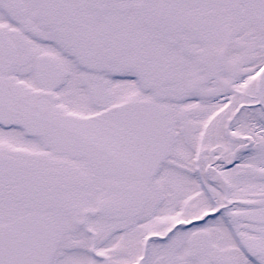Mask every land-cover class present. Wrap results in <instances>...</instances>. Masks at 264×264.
<instances>
[{
  "label": "snow or ice",
  "instance_id": "6c2138e0",
  "mask_svg": "<svg viewBox=\"0 0 264 264\" xmlns=\"http://www.w3.org/2000/svg\"><path fill=\"white\" fill-rule=\"evenodd\" d=\"M0 264H264V0H0Z\"/></svg>",
  "mask_w": 264,
  "mask_h": 264
}]
</instances>
